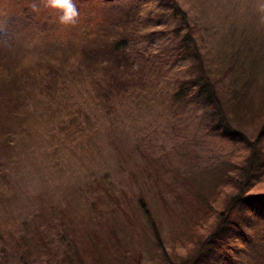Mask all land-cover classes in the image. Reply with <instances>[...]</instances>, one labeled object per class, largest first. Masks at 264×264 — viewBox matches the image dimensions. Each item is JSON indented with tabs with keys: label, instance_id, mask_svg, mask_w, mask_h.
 Masks as SVG:
<instances>
[{
	"label": "rangeland",
	"instance_id": "374dc122",
	"mask_svg": "<svg viewBox=\"0 0 264 264\" xmlns=\"http://www.w3.org/2000/svg\"><path fill=\"white\" fill-rule=\"evenodd\" d=\"M73 2L78 23L62 25L60 13L45 0H0V261L197 264V248L186 252L175 237L181 205L212 200L220 185L244 178L247 144L217 125H238L233 115L252 102L243 94L264 92V0H174L181 19L161 16L168 13L161 1L148 0L126 26L130 34L146 35L130 50L156 53L157 69L117 106L100 100V116L85 108V99H95V74L82 50L123 30L105 20L121 15L129 0ZM151 31L160 33L148 36ZM181 42L187 54L177 59ZM192 77L206 87L205 78L214 82L218 94L231 90V108L212 118L204 98L191 104L176 98ZM114 141L129 153L133 178L120 166ZM259 173L255 179L264 183ZM175 186L176 194H162ZM236 215L232 211L228 218ZM256 228L263 243L264 224ZM38 229L49 255L30 259L16 253ZM263 251L257 241L234 258L264 264ZM204 258L224 264L216 255Z\"/></svg>",
	"mask_w": 264,
	"mask_h": 264
},
{
	"label": "trees",
	"instance_id": "16d2710c",
	"mask_svg": "<svg viewBox=\"0 0 264 264\" xmlns=\"http://www.w3.org/2000/svg\"><path fill=\"white\" fill-rule=\"evenodd\" d=\"M147 1L129 0L127 7L122 11L121 15L116 13L111 19L105 20L112 27L122 26L123 30L117 34L110 31L108 38L103 37L97 45L85 47L82 50L87 67L92 68L87 69L95 74L92 76L95 99H85L88 102L85 108L98 116L101 115L100 100L103 103H111L117 106L118 100L124 99L126 93L131 87L136 85V82L139 85H143L146 78H151L147 75L150 72H155L157 69V66L153 65V57L156 56V53L152 54L145 50H130V46L137 38L146 35L136 36L135 34H130L129 32L131 31L126 26L135 20L137 16L141 15L139 9L146 7ZM160 1L164 5L163 7L160 5V7L168 11V13L162 11L160 13L161 16L172 15L176 19L182 18L183 13L179 12V8L174 0ZM113 29L116 30L117 28ZM172 32L178 33L179 29H173ZM157 33H160V31H151L147 34L148 36H154ZM187 49V45L181 42L177 45L178 53L174 56L177 59L182 58L184 54H187ZM187 81L189 85L186 87L181 86L175 92L174 96L176 98L182 95V98H185L186 104H191L192 98H204L208 113L212 118L218 116L220 111L223 112V110L231 108L230 102L232 99H227L230 96L231 90H224V95H227L224 96L223 94H218L215 91L216 89H214V82L206 78L204 81H206L207 87L200 84L199 77H192L191 79H187ZM225 83L227 84V82ZM261 89H264V85H262ZM232 91L235 92V90ZM182 92L184 93L182 94ZM220 96H222V99H220ZM244 96L247 99H251L252 102L250 104L249 100V108L247 106L238 108L237 114L233 115L238 125L229 122V129H226L224 121L217 125L225 136L232 137L233 139L239 136L243 144L244 142L247 144L248 148L244 146L245 149H249L248 156L245 158L246 165L243 167L244 178L240 180L236 179L235 185L233 184L231 187H227L225 184L220 185L217 189L216 197L212 200L207 199L205 202L192 206L181 205L183 214L181 215L182 218H179V221L182 222V226L179 227L175 237L185 247L186 252H191V250L197 248L198 253L193 257L197 264H210L204 258L209 255L218 256L217 261L224 264H234L235 261H237V264H243L242 260L234 258L235 252L240 254V252L247 251L248 247H255L257 241H260V244L264 247V242L262 243L263 237H260L261 240L256 238V225L260 223L264 224V183H260L261 181L258 182L255 179L256 173L260 174L259 172H264V92L262 95L258 94V97H250L246 93L243 94ZM252 131L254 133L248 134ZM112 143L115 154L121 163L120 166L133 178L131 175V157L129 153L123 152L115 141ZM148 159L152 158L148 157ZM176 189V186L171 187L162 194H176ZM138 202L142 205L141 207L147 218L152 222L154 235L159 239L158 229L146 206L147 204L142 198H139ZM232 211H236L237 215L235 218H239L238 220L228 218V215ZM186 220H190L191 222L189 223ZM243 225H247L248 227H244ZM70 234L71 236L74 235L73 232ZM160 242L161 240H158L157 243L160 251L163 252L165 249ZM175 242L172 247H175ZM25 251L26 253H24ZM15 252L22 253L30 259H39L41 255H49L51 249H47L44 233L38 229L35 238L33 236L31 244L26 245L20 242ZM263 259L264 251L260 263ZM4 263L6 262L4 261ZM0 264H3V262L0 261ZM86 264H94V262Z\"/></svg>",
	"mask_w": 264,
	"mask_h": 264
},
{
	"label": "clouds",
	"instance_id": "9594fccd",
	"mask_svg": "<svg viewBox=\"0 0 264 264\" xmlns=\"http://www.w3.org/2000/svg\"><path fill=\"white\" fill-rule=\"evenodd\" d=\"M48 8L60 13L59 22L62 25H75L79 20V10L73 0H45Z\"/></svg>",
	"mask_w": 264,
	"mask_h": 264
}]
</instances>
